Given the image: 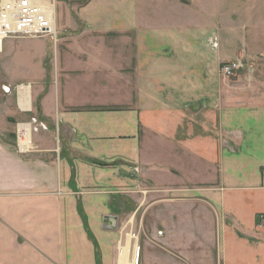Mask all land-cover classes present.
<instances>
[{
    "label": "crops",
    "instance_id": "0c3cea01",
    "mask_svg": "<svg viewBox=\"0 0 264 264\" xmlns=\"http://www.w3.org/2000/svg\"><path fill=\"white\" fill-rule=\"evenodd\" d=\"M237 2L65 6L35 97L59 150L0 145V264H264V0Z\"/></svg>",
    "mask_w": 264,
    "mask_h": 264
},
{
    "label": "rangeland",
    "instance_id": "374dc122",
    "mask_svg": "<svg viewBox=\"0 0 264 264\" xmlns=\"http://www.w3.org/2000/svg\"><path fill=\"white\" fill-rule=\"evenodd\" d=\"M154 1V0H151ZM157 10H169L175 7L169 6V2H188L191 7L183 9V16L190 19V22L195 21L198 16L196 14L198 2L200 4L218 3L222 10L227 13L232 4L237 8L235 13V24L241 25L244 22L243 3H238L237 0H155ZM85 0H65L60 1L58 6V27L67 22L65 6L73 8V5H80ZM236 2V3H234ZM194 13V17L190 13ZM234 13V12H229ZM228 13V14H229ZM227 14V16H228ZM193 17V18H192ZM227 21V20H226ZM58 38L60 35L58 33ZM58 41V40H57ZM56 39L42 35H18L11 36L5 40L3 49L0 52V145L12 150L15 154L20 155L16 148V126L19 121L34 119L35 130H33L34 150L29 155L41 154L43 150L48 148V145H54L55 149L59 150L58 132L53 125L46 121H41L36 112V94L40 85H37L38 77L42 76V55L50 52L46 62V68L49 73H53V62L55 48L58 45ZM59 42V41H58ZM58 47V46H57ZM52 75V74H51ZM234 75V74H233ZM232 75V76H233ZM49 79V78H48ZM21 83H31L33 85V110L31 112H23L19 109L16 93L14 88ZM6 88H11L7 91ZM25 154V155H28ZM57 159L60 157V151L54 152ZM28 155V156H29ZM127 193V191H126ZM144 195V194H143ZM170 197V194L160 191L156 193L154 198ZM127 213V212H126ZM148 218V216H147ZM262 220L258 217V225L262 227ZM262 229V228H260ZM100 260V259H98Z\"/></svg>",
    "mask_w": 264,
    "mask_h": 264
},
{
    "label": "built area",
    "instance_id": "2783aa9c",
    "mask_svg": "<svg viewBox=\"0 0 264 264\" xmlns=\"http://www.w3.org/2000/svg\"><path fill=\"white\" fill-rule=\"evenodd\" d=\"M65 0H0V52L5 40L18 35H42L58 40L57 22L58 6ZM217 45V43H215ZM239 61H224L221 72L225 77H231L239 68ZM9 91L11 88H8ZM29 91L32 96L33 85L21 83L15 86L19 109L23 112L33 110L23 107L20 97ZM34 119L19 121L16 126V148L20 155L31 153L35 146L33 142ZM134 237L137 235L134 233ZM140 247H138V254Z\"/></svg>",
    "mask_w": 264,
    "mask_h": 264
},
{
    "label": "bare ground",
    "instance_id": "6f19581e",
    "mask_svg": "<svg viewBox=\"0 0 264 264\" xmlns=\"http://www.w3.org/2000/svg\"><path fill=\"white\" fill-rule=\"evenodd\" d=\"M32 100V101H31ZM32 102H33V97L30 95V92L27 91L24 94L21 95L20 97V103L23 107H28L30 108L32 106ZM138 247H140L139 245L136 244L135 248H134V253L137 256L136 258L138 259ZM141 249V248H140ZM137 261L135 260V263Z\"/></svg>",
    "mask_w": 264,
    "mask_h": 264
},
{
    "label": "water",
    "instance_id": "95a60500",
    "mask_svg": "<svg viewBox=\"0 0 264 264\" xmlns=\"http://www.w3.org/2000/svg\"><path fill=\"white\" fill-rule=\"evenodd\" d=\"M6 90H7V91H9V89H8V88H6ZM109 219L113 220V222H114V223H115V221L117 220V218H116V217H111V218H109Z\"/></svg>",
    "mask_w": 264,
    "mask_h": 264
}]
</instances>
